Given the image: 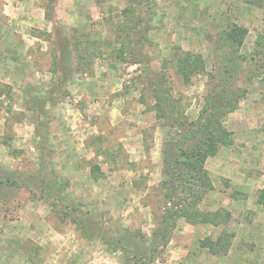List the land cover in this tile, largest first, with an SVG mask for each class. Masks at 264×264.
Listing matches in <instances>:
<instances>
[{
    "label": "rangeland",
    "instance_id": "rangeland-1",
    "mask_svg": "<svg viewBox=\"0 0 264 264\" xmlns=\"http://www.w3.org/2000/svg\"><path fill=\"white\" fill-rule=\"evenodd\" d=\"M0 264H264V0H0Z\"/></svg>",
    "mask_w": 264,
    "mask_h": 264
},
{
    "label": "trees",
    "instance_id": "trees-1",
    "mask_svg": "<svg viewBox=\"0 0 264 264\" xmlns=\"http://www.w3.org/2000/svg\"><path fill=\"white\" fill-rule=\"evenodd\" d=\"M237 31H239L237 33ZM232 37L237 36L241 37L242 36V30H237L235 28L233 30V34H231ZM223 93L219 96L218 100L213 103L212 106V111L210 112L211 114L206 118L205 124H202L200 126V130L198 133L202 136V146H198L196 149L191 150V156H194V161L192 162V167L194 169V175H192L190 181L192 182H198L202 185H208L210 188L209 184V178L207 177V173L204 170V162L207 159V157L212 156L214 154V146H215V141H213V135L215 132L212 130L213 129V117L214 116H219L221 113V116L223 113H226L229 111V108H226V104L229 103V101L232 99L237 100L238 95L236 94L235 96H231L228 94L226 86L223 85L222 87ZM216 122V121H215ZM217 123V122H216ZM218 124V123H217ZM223 136H226V132L222 129ZM166 158V155H165ZM165 164L167 165V160H165ZM191 165V163H190ZM191 182V183H192ZM194 184V183H192Z\"/></svg>",
    "mask_w": 264,
    "mask_h": 264
},
{
    "label": "crops",
    "instance_id": "crops-1",
    "mask_svg": "<svg viewBox=\"0 0 264 264\" xmlns=\"http://www.w3.org/2000/svg\"><path fill=\"white\" fill-rule=\"evenodd\" d=\"M14 1H18V0H14ZM118 100H119L118 102L120 104L124 103L123 98H119ZM106 104H109V102ZM113 105H114V103L110 102V106L112 109H113ZM122 106H124V104H122ZM111 108H108V106H107V109L109 111L112 110ZM99 109H102V108L94 106V107H91L90 109H88L87 111H84L83 113L85 115V112H89V113H92L93 115H96L98 113ZM113 110H115V109H113ZM86 115H87V113H86ZM122 119H124L123 116L117 122L118 125H119V122L120 123L122 122ZM143 122H145V121H143ZM143 122H140V121L136 122L137 126L135 128L130 127L129 135L121 137V139H120L121 141L122 140L124 141L123 144L125 146L130 147V148L134 147L133 153L140 154L142 156L145 153H147V148L144 146L146 138L143 136V132L141 131V129H143V127H145L144 125L146 124ZM112 125H113V122H112ZM72 127L73 126H71V128ZM74 127H75V128H73V129H75L74 132L78 133L79 139H80V137H82V140H84L87 136H93V135L98 136L99 135V128L96 124H88V123L81 122V124H79V126H78L79 128L77 126H74ZM134 161H137V160L134 159ZM92 182H94V180Z\"/></svg>",
    "mask_w": 264,
    "mask_h": 264
}]
</instances>
